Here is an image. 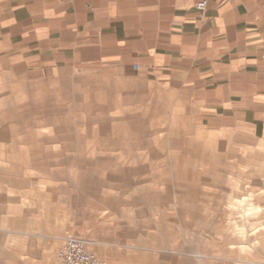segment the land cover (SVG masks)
Here are the masks:
<instances>
[{"label":"rangeland","instance_id":"1","mask_svg":"<svg viewBox=\"0 0 264 264\" xmlns=\"http://www.w3.org/2000/svg\"><path fill=\"white\" fill-rule=\"evenodd\" d=\"M39 41L0 35V264H264L263 101Z\"/></svg>","mask_w":264,"mask_h":264},{"label":"crops","instance_id":"2","mask_svg":"<svg viewBox=\"0 0 264 264\" xmlns=\"http://www.w3.org/2000/svg\"><path fill=\"white\" fill-rule=\"evenodd\" d=\"M1 34L41 38L55 60L159 70L212 108L264 102V0H0Z\"/></svg>","mask_w":264,"mask_h":264},{"label":"built area","instance_id":"3","mask_svg":"<svg viewBox=\"0 0 264 264\" xmlns=\"http://www.w3.org/2000/svg\"><path fill=\"white\" fill-rule=\"evenodd\" d=\"M205 1L198 2L196 9L204 10ZM56 264H104L90 249L87 240L67 236L64 238L62 246L56 255Z\"/></svg>","mask_w":264,"mask_h":264}]
</instances>
